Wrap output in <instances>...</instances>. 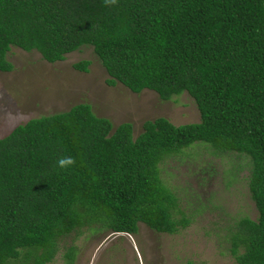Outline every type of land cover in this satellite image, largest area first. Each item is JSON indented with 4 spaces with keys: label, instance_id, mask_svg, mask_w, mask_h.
<instances>
[{
    "label": "trees",
    "instance_id": "trees-1",
    "mask_svg": "<svg viewBox=\"0 0 264 264\" xmlns=\"http://www.w3.org/2000/svg\"><path fill=\"white\" fill-rule=\"evenodd\" d=\"M9 46L47 62L89 46L106 84L160 99L184 91L198 120L155 116L133 136L129 122L75 102L12 126L0 136V264H42L81 228L183 227L157 164L195 141L247 159L255 216L234 220L228 250L237 264H264V0H0V71ZM62 156L76 163L58 168Z\"/></svg>",
    "mask_w": 264,
    "mask_h": 264
},
{
    "label": "rangeland",
    "instance_id": "rangeland-1",
    "mask_svg": "<svg viewBox=\"0 0 264 264\" xmlns=\"http://www.w3.org/2000/svg\"><path fill=\"white\" fill-rule=\"evenodd\" d=\"M82 58L89 61L86 70L73 69L71 63ZM5 59L11 67L0 71V136L29 117L64 110L75 102H86L112 126L129 122L133 136L142 120L155 116L172 124L198 120L194 102L184 91L160 99L147 88L131 92L119 82L106 84L108 76L89 46L53 62L33 49L9 46ZM157 167L186 218L183 227L157 232L137 221L133 233L102 227L73 230L57 240L42 264H237L228 250V229L237 217L255 216L246 187L247 159L195 141L164 156Z\"/></svg>",
    "mask_w": 264,
    "mask_h": 264
},
{
    "label": "clouds",
    "instance_id": "clouds-1",
    "mask_svg": "<svg viewBox=\"0 0 264 264\" xmlns=\"http://www.w3.org/2000/svg\"><path fill=\"white\" fill-rule=\"evenodd\" d=\"M118 0H104V4L106 6H112L117 4ZM76 163L75 159L71 156H62L60 157L57 162L56 166L60 169H67L73 166Z\"/></svg>",
    "mask_w": 264,
    "mask_h": 264
}]
</instances>
